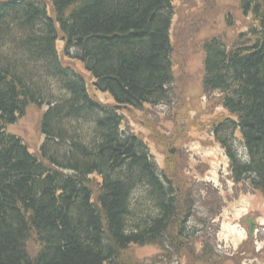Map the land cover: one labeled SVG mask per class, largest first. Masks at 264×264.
<instances>
[{"label": "trees", "instance_id": "1", "mask_svg": "<svg viewBox=\"0 0 264 264\" xmlns=\"http://www.w3.org/2000/svg\"><path fill=\"white\" fill-rule=\"evenodd\" d=\"M173 1L0 0V264H141L130 248L152 246L150 264H264L255 239L220 253V196L196 218L114 107L170 102ZM240 6L254 24L205 40L202 84L229 180L264 196V0ZM29 106L45 108L38 156L7 131Z\"/></svg>", "mask_w": 264, "mask_h": 264}, {"label": "rangeland", "instance_id": "2", "mask_svg": "<svg viewBox=\"0 0 264 264\" xmlns=\"http://www.w3.org/2000/svg\"><path fill=\"white\" fill-rule=\"evenodd\" d=\"M242 1L174 0L170 29L174 70L172 98L167 105H145L140 109L119 111L124 121L122 129L146 143L152 160L161 173L172 180L180 195L192 194L198 205L196 218L206 217L210 191L215 192L214 200L217 194L220 196L223 206L215 225L220 226L216 242L222 254L236 252L248 239L249 224L246 221L249 218L255 224L256 249L264 250V196L251 191L248 186H235L229 180L228 160L210 137L209 128L210 123L224 112L217 105L218 96L206 95L202 84L205 40L220 37L230 47L240 33L254 24L251 16L243 14ZM62 46L59 41L57 48L62 50ZM62 60L65 65L82 71L79 62ZM82 73L92 98L113 106L110 96L97 92L91 76ZM44 111L45 108L29 106L26 115L7 129L10 134L20 137L36 156L44 140L39 125ZM159 253L160 250L153 246L130 248L129 256L134 262L150 264L152 257Z\"/></svg>", "mask_w": 264, "mask_h": 264}, {"label": "water", "instance_id": "3", "mask_svg": "<svg viewBox=\"0 0 264 264\" xmlns=\"http://www.w3.org/2000/svg\"><path fill=\"white\" fill-rule=\"evenodd\" d=\"M116 108L120 109L121 107L120 106H116ZM248 224H250L249 235L252 238L255 224L250 219L248 220Z\"/></svg>", "mask_w": 264, "mask_h": 264}]
</instances>
